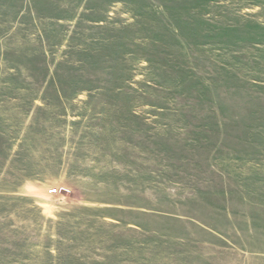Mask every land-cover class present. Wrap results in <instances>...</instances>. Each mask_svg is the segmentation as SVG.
Wrapping results in <instances>:
<instances>
[{
	"label": "rangeland",
	"instance_id": "1",
	"mask_svg": "<svg viewBox=\"0 0 264 264\" xmlns=\"http://www.w3.org/2000/svg\"><path fill=\"white\" fill-rule=\"evenodd\" d=\"M260 237L264 0H0V264H264Z\"/></svg>",
	"mask_w": 264,
	"mask_h": 264
},
{
	"label": "crops",
	"instance_id": "2",
	"mask_svg": "<svg viewBox=\"0 0 264 264\" xmlns=\"http://www.w3.org/2000/svg\"><path fill=\"white\" fill-rule=\"evenodd\" d=\"M244 245H249V244H258V246L259 245H261L262 247H264V237L262 238V237H260L259 238V240H258V242H257V240H256V238H253L252 239V242H247V243H243ZM254 255L255 256H260V257H264V251H258V253H254ZM253 261H254V259H253ZM263 262L262 263H264V258H263V260H262Z\"/></svg>",
	"mask_w": 264,
	"mask_h": 264
},
{
	"label": "built area",
	"instance_id": "3",
	"mask_svg": "<svg viewBox=\"0 0 264 264\" xmlns=\"http://www.w3.org/2000/svg\"><path fill=\"white\" fill-rule=\"evenodd\" d=\"M57 189H52V190H49L48 191V193L50 194V195H56L57 194Z\"/></svg>",
	"mask_w": 264,
	"mask_h": 264
}]
</instances>
